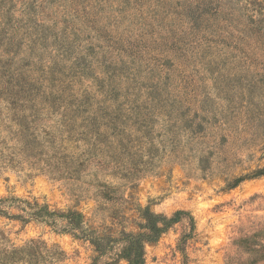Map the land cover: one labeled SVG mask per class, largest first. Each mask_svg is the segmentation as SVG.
Here are the masks:
<instances>
[{
    "label": "rangeland",
    "instance_id": "rangeland-1",
    "mask_svg": "<svg viewBox=\"0 0 264 264\" xmlns=\"http://www.w3.org/2000/svg\"><path fill=\"white\" fill-rule=\"evenodd\" d=\"M263 168L264 0H0V264H264Z\"/></svg>",
    "mask_w": 264,
    "mask_h": 264
},
{
    "label": "trees",
    "instance_id": "trees-1",
    "mask_svg": "<svg viewBox=\"0 0 264 264\" xmlns=\"http://www.w3.org/2000/svg\"><path fill=\"white\" fill-rule=\"evenodd\" d=\"M264 176V168L255 172L252 176ZM243 180H236L232 185L236 187L238 183ZM26 204H29L26 202ZM30 205V204H29ZM30 210H33L36 213L32 215L40 219H65L67 221L68 231L75 234L77 232L80 234H85L87 231L82 228L83 224V215L76 211L69 210L67 212H51L47 206H40L39 204L33 205ZM184 212H177L173 218H167L162 215H158L150 210L149 207L141 209L142 218L145 221L143 226L144 232L139 233H126L123 232L119 240H114V242L119 241L123 244V248L118 254V257L126 260L128 264H145V247L147 244L157 242L159 238L166 232L171 224L176 222L178 216L182 215ZM109 239V237H108ZM92 242L94 246L99 250L101 247L100 241L105 240V237H92Z\"/></svg>",
    "mask_w": 264,
    "mask_h": 264
}]
</instances>
